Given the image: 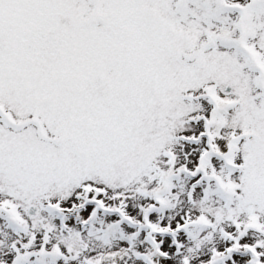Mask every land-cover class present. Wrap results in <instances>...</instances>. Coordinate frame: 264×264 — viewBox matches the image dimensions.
Segmentation results:
<instances>
[{
	"label": "snow or ice",
	"instance_id": "6c2138e0",
	"mask_svg": "<svg viewBox=\"0 0 264 264\" xmlns=\"http://www.w3.org/2000/svg\"><path fill=\"white\" fill-rule=\"evenodd\" d=\"M0 264H264V0H0Z\"/></svg>",
	"mask_w": 264,
	"mask_h": 264
}]
</instances>
